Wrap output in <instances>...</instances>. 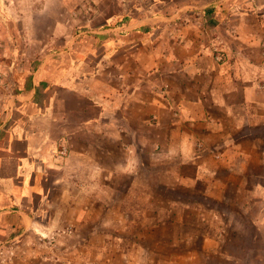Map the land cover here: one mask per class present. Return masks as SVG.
Returning <instances> with one entry per match:
<instances>
[{
    "label": "crops",
    "instance_id": "obj_1",
    "mask_svg": "<svg viewBox=\"0 0 264 264\" xmlns=\"http://www.w3.org/2000/svg\"><path fill=\"white\" fill-rule=\"evenodd\" d=\"M2 4L0 56L17 50L8 47L11 22ZM222 8L189 19L165 45L115 48L114 54H123L113 67L117 82L108 80L103 88L95 80L67 82L64 73L53 80L42 72L37 81L7 70L12 92H0L6 99L0 105L2 245L20 243L37 225L57 230L69 209L84 215L83 200L91 201L88 212L97 213L100 201L118 199L123 184L126 200L163 199L157 184L175 190L195 182L220 198L215 189L231 177L221 170L232 175L236 154L245 152L237 137L264 126V17ZM125 24L115 29L123 31ZM160 35L164 40L167 34ZM153 166L165 167L169 176L152 181L141 174ZM190 167L193 176L184 171ZM152 215L154 224L143 223L144 230L163 221L157 219L163 209ZM120 261L144 264L147 258L122 251L102 260L76 256L71 264Z\"/></svg>",
    "mask_w": 264,
    "mask_h": 264
},
{
    "label": "rangeland",
    "instance_id": "obj_2",
    "mask_svg": "<svg viewBox=\"0 0 264 264\" xmlns=\"http://www.w3.org/2000/svg\"><path fill=\"white\" fill-rule=\"evenodd\" d=\"M0 3L11 22L8 47L13 45L17 49L13 54L0 56V92L6 94L12 92L8 89L9 69L24 71L20 79L35 76L38 81L42 72L47 71L53 80H59L64 73L67 82L75 78L89 83L95 80L103 88L108 80L117 82L111 80L113 67L123 59V54H114L115 48L132 49L138 44L143 49H154L163 42L165 45L189 19L215 11L218 5H223L219 11L227 14L254 10L264 17V0ZM134 22L138 24L131 25ZM123 23H127L125 30L115 29ZM163 31L167 34L164 40L160 35ZM5 100L0 99V105ZM246 132L250 134L237 137L245 152L235 156L236 172L230 175L228 169L221 170L224 178L231 177L215 189L220 198L206 193V183L195 182L175 190L157 184L156 191L163 199L126 200L123 184L117 192L118 199L100 201L97 213L88 212L86 207H90L91 201L83 200L84 215L75 217L71 209L67 210L57 230H42L37 225L39 230L31 229L18 237L20 243L0 242V264H71L76 256L102 260L122 251L146 257L144 264H264V126ZM184 171L193 176L195 170L190 167ZM169 173L165 167L141 170L152 181L166 178ZM121 177L122 181L128 180L127 176ZM161 208L163 216L158 215L157 219L163 221L144 230L143 223L154 224L152 214L159 213ZM2 237L0 234V241ZM103 240L107 244L101 246ZM135 241L143 247L133 246ZM92 242L100 247L89 248Z\"/></svg>",
    "mask_w": 264,
    "mask_h": 264
},
{
    "label": "built area",
    "instance_id": "obj_3",
    "mask_svg": "<svg viewBox=\"0 0 264 264\" xmlns=\"http://www.w3.org/2000/svg\"><path fill=\"white\" fill-rule=\"evenodd\" d=\"M0 79H2V77Z\"/></svg>",
    "mask_w": 264,
    "mask_h": 264
}]
</instances>
